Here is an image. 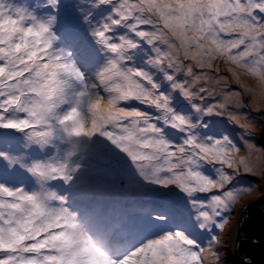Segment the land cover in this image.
Here are the masks:
<instances>
[{
  "label": "snow or ice",
  "instance_id": "1",
  "mask_svg": "<svg viewBox=\"0 0 264 264\" xmlns=\"http://www.w3.org/2000/svg\"><path fill=\"white\" fill-rule=\"evenodd\" d=\"M217 57L264 81V0H0V264L218 262Z\"/></svg>",
  "mask_w": 264,
  "mask_h": 264
},
{
  "label": "rangeland",
  "instance_id": "2",
  "mask_svg": "<svg viewBox=\"0 0 264 264\" xmlns=\"http://www.w3.org/2000/svg\"><path fill=\"white\" fill-rule=\"evenodd\" d=\"M212 63L214 69H205V71L214 81L224 79L226 82L215 88L211 85V81L207 83L205 86L212 90V95L207 96L204 103L225 102V97L236 94L239 96L237 102L231 101V99V102H227L228 112L240 116L241 123L248 127L242 128L233 123L227 114L213 115L206 119L214 132L229 135L240 149L235 154V158L237 160L243 158L251 169L246 172L241 166V171L235 174L233 184L229 187L249 188L251 191L239 198L231 211L226 214L228 223L225 228L223 230L213 229V234L217 235L220 240L215 245L220 260L216 262L214 258L210 257L208 264H239L236 244L242 209L250 201L264 199V145L260 142L264 125V81L226 58L217 57ZM195 71L199 73L202 70L197 68ZM13 147H15V143ZM228 171L233 172L231 169ZM164 196L171 197L172 193H164ZM205 238H207V234H205Z\"/></svg>",
  "mask_w": 264,
  "mask_h": 264
},
{
  "label": "water",
  "instance_id": "3",
  "mask_svg": "<svg viewBox=\"0 0 264 264\" xmlns=\"http://www.w3.org/2000/svg\"><path fill=\"white\" fill-rule=\"evenodd\" d=\"M260 142L264 145V125ZM236 250L239 264H264V199L243 207Z\"/></svg>",
  "mask_w": 264,
  "mask_h": 264
},
{
  "label": "bare ground",
  "instance_id": "4",
  "mask_svg": "<svg viewBox=\"0 0 264 264\" xmlns=\"http://www.w3.org/2000/svg\"><path fill=\"white\" fill-rule=\"evenodd\" d=\"M214 77V76H213ZM225 82H226V80H224V79H220V80H218L217 82L216 81H214L213 79H211V85L213 86V88H215V87H217L218 85H223V84H225ZM228 98V100H227V102L229 103V102H231V101H233V100H235V102H237V100H238V98H239V96H237L236 94H231L229 97H227ZM230 99H231V101H230Z\"/></svg>",
  "mask_w": 264,
  "mask_h": 264
}]
</instances>
